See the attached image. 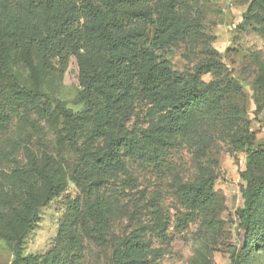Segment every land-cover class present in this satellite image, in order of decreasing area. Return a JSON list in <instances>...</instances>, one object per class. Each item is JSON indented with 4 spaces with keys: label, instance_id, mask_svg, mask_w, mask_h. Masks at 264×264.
Instances as JSON below:
<instances>
[{
    "label": "rangeland",
    "instance_id": "374dc122",
    "mask_svg": "<svg viewBox=\"0 0 264 264\" xmlns=\"http://www.w3.org/2000/svg\"><path fill=\"white\" fill-rule=\"evenodd\" d=\"M85 1L64 0L62 7L73 3L81 7ZM53 8L54 13L60 6ZM136 9L147 16L139 22L131 20L141 39L132 50L122 52L138 59L142 49L157 52L165 45L168 52L159 54L171 57L175 70L187 72L205 59L208 48L216 49L242 90L244 120L255 133L253 146L237 149L219 117L215 122L213 118L196 117L179 132H167L162 107L132 90L126 101H111L114 105L106 110L105 118H99L102 114H83L81 120L80 147L90 139L88 148L105 149L122 125L123 132L142 152L141 156L126 157L125 171L107 174V195L111 198L104 199L110 212L98 232L100 239L87 240L79 251L70 249L64 253L67 257L58 259L54 254L62 248L58 236L70 219V201L77 198L72 182L61 196L40 208L35 225L27 233L29 213L22 209L7 221L3 216L6 203L0 196V264H119L117 244L131 235L140 238L143 247L128 252L134 258L130 264H264V228L251 235L249 249L238 214L247 206L244 174L250 170V153L264 148V86L254 84L257 78L264 79V0L149 1ZM46 10L36 0H0V29L13 34L12 39L17 34L29 38ZM79 16L76 25L80 23V28L64 40L60 53L53 55L57 70L45 88L50 99L33 105L28 117L11 115L0 136V192L12 184L20 185V175L13 169L25 171L36 156L78 157L79 152L62 133L65 118L59 106L74 114L84 113V67L92 70L109 64L103 45L94 37L86 41L81 31L86 29L87 19ZM161 18L169 23L175 19L176 24L172 23V29L167 26L164 34L166 40L176 41L173 47L165 43L150 46L158 28L155 22ZM28 51L34 54L33 45ZM202 80L210 83L214 75L204 74ZM258 103L263 107L258 108ZM41 186L38 192H43ZM185 187H203L218 196L198 206L185 197ZM84 199L93 202L95 194ZM261 209L264 216V197Z\"/></svg>",
    "mask_w": 264,
    "mask_h": 264
},
{
    "label": "trees",
    "instance_id": "16d2710c",
    "mask_svg": "<svg viewBox=\"0 0 264 264\" xmlns=\"http://www.w3.org/2000/svg\"><path fill=\"white\" fill-rule=\"evenodd\" d=\"M149 1L165 0H86L81 7L76 3L62 7L64 0H36L47 10L41 16L42 23L33 26V33L29 38L17 34L12 39L13 34L0 29V136L12 116L28 117L33 105L43 98L50 99L45 88L57 70L53 64V55L55 51L60 53L64 40L80 28V23L76 25L80 20L79 15L83 14L87 19L86 29L81 31L84 37L86 35V41L94 37L109 56L107 65L103 64L92 70L84 67L82 82L87 104L84 113L74 114L72 110L58 105L65 118L62 133L65 132L70 145L79 152L78 157L58 159V156L46 153L44 156H36L32 163L26 164L25 171L13 169L14 174L20 175V185L12 184L9 189L5 187L0 192L6 203L4 219L8 221L12 213H20L22 209L29 213L27 233L35 225L41 207L61 196L70 182L76 185L78 194L77 198L70 201V219L58 236V240L63 241L62 248L54 253L58 259L67 257L64 253L70 249H83L87 240L97 242L100 239L98 232L105 223L104 217L108 218L110 212L104 199L111 198L107 195L110 188L107 174L116 170L125 171L126 157L142 155L140 148L134 146L123 132L122 125L109 138V146L105 149L91 150L87 145L90 139L85 141L84 147H80L78 142L83 114L105 115L106 110L114 105L111 101L121 98L126 101L125 97L131 95L132 90H138L151 98L154 104L162 107L167 132H179L196 117L213 118L214 122L219 117L218 120L224 122L225 129L231 133L237 149L253 146L255 133L249 130L244 120L245 109L241 107L242 96L240 98L242 90L237 79L228 72L216 49L208 48L205 59L187 72L175 70L172 58L165 57L163 53L159 54L168 52L165 45L160 46L157 52L151 48L142 49L138 59L128 57L122 52L124 49L132 50L138 45L141 34L134 31L131 20L136 18L139 22L147 17L145 12L135 8H140ZM54 6L60 8L53 13ZM167 21V18H161L155 22L158 28L151 47L154 48L160 43L173 47L176 43L165 38L166 27H173L175 19L172 18V23ZM31 45L33 56L28 51ZM175 47L178 48V45ZM21 69L25 72H21ZM207 73L214 75V80L210 83L202 80V76ZM254 84L264 86V79L257 78ZM103 102L105 108L102 110ZM261 102H264L263 98ZM261 107L263 105L260 103L258 108ZM102 115L99 116L100 119L106 117ZM249 169L244 174L248 181L247 206L238 214L242 219V226L247 234L246 243L250 249L251 235L264 228L261 209L264 197L263 147L251 151ZM40 184L43 192L37 191ZM183 192L186 198L198 206L207 203L211 197L215 200L218 196L203 187H185ZM94 194L93 202L85 201L84 197L89 199ZM22 238L23 236L19 239V244ZM142 247L140 238L135 235L120 240L117 244L119 254L116 253L120 256L119 264L134 262L133 254L128 252H137V248L141 250ZM124 248L126 252L121 251Z\"/></svg>",
    "mask_w": 264,
    "mask_h": 264
}]
</instances>
